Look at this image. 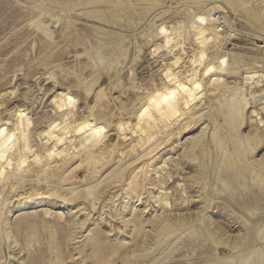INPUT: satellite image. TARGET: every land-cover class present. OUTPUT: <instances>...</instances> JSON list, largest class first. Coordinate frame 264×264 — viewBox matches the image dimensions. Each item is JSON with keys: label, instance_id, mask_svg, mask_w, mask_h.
<instances>
[{"label": "rangeland", "instance_id": "1", "mask_svg": "<svg viewBox=\"0 0 264 264\" xmlns=\"http://www.w3.org/2000/svg\"><path fill=\"white\" fill-rule=\"evenodd\" d=\"M223 1L0 0V114L8 119L18 105L26 108L33 144L58 120L52 98L61 92L74 97L76 117L102 106L108 123L130 113L128 123L144 122L143 96L162 82L176 52L178 27L211 5L220 6L229 22L222 25L223 32L235 34L215 51L195 48L185 31L188 55L201 61L196 78L209 87L211 100L230 96L235 89L248 99L237 132L224 122L223 98L212 103L206 98L180 138L161 143L163 134L158 132L161 136L143 152L108 128L106 147L115 145L114 152L96 170L76 161L61 182L38 175L47 180L41 181L44 190L62 186L53 187L58 195L1 199L0 264L264 261V126L258 125V119L264 123V81L253 90L243 78L247 68L264 74V0ZM37 19L51 30L56 27L51 38L32 24ZM230 54L239 58L237 73L228 69ZM216 126L221 129L212 139ZM250 137L253 141L246 143ZM194 138H201L199 145L193 153L185 152L187 141ZM219 139L238 163L231 165L216 148ZM249 148L251 153L244 156ZM255 161L263 167L257 175L252 172ZM162 165L163 171L157 168ZM160 190L169 199L168 211L154 202ZM120 213L128 224L121 223ZM163 215L168 220L159 230Z\"/></svg>", "mask_w": 264, "mask_h": 264}, {"label": "bare ground", "instance_id": "2", "mask_svg": "<svg viewBox=\"0 0 264 264\" xmlns=\"http://www.w3.org/2000/svg\"><path fill=\"white\" fill-rule=\"evenodd\" d=\"M223 2L226 1L224 0ZM224 16L225 15L220 14V6L211 5L207 7L206 10L195 11L191 17H188L187 26H185V23L180 26L178 25L179 32L177 36L179 41L176 46V52L174 51L175 54L171 56L170 62L167 63L163 70L162 82L156 90L143 96L145 102L143 110V114L145 115L144 122L136 120L137 122L134 124L128 123L130 115L132 114L128 112L130 113L128 117H121L117 122L111 121L108 123L105 120L107 116L105 111L101 110L103 108L102 106L99 110H90L85 116L76 117V102L74 97L61 92L52 98L54 114L58 116L56 118L58 120L54 121L53 125L50 127L48 126L49 128L47 131L44 133L40 132L42 134L39 133L38 138H36L38 139V144H33L35 132L32 131V119L26 108H22L18 105L16 107L17 110L13 112L14 114L12 113L13 115L9 114L11 116L8 119H3L0 114V200L7 197L8 200L17 198L21 201L31 196L58 195L59 190L54 191V188L61 190L63 187L61 186L58 188L57 186L59 184H57V186H53L54 188L47 186L48 189L44 190V188L41 187V181L44 180V183L47 182V180L46 178L40 179L38 175L42 174L45 177H57L60 180L58 182H61L66 168L76 161L80 162V167L87 165V170L92 168L96 170L98 164L103 161L104 156H111L114 152L113 149L115 145L106 147L108 128L114 129L118 138L124 141L131 140L133 146L137 149H142L141 151L143 152L157 141V137L161 136H156L158 132L163 134L161 143H167L175 138H180L185 129V123L194 117L195 110H199L200 107L205 104L206 98L209 103L217 101L219 97L223 98L227 105L225 106L226 110L224 109L225 111H221L223 113L224 122L230 125L233 124L231 125L233 131L237 132L240 127L239 124L242 123L243 110L248 104V99L245 97L244 92H242L241 89H235L231 92L230 96L222 94L221 96H216L214 100H211L209 96H207L208 93H210L209 87H206L203 81L196 78L197 74L195 70L201 65V61L194 60L192 56L188 55L185 49L186 43L184 36L186 34L190 36L189 38L193 42L195 48H201L202 50L218 49L221 45H224L225 42H229V40L234 38L235 33L231 31L223 32L222 25L227 23ZM41 20L37 19L32 24L38 31H43L47 38H51L54 34L52 31H55L54 29L56 27L51 30L48 27L49 24H44L43 19ZM178 23L175 24L177 25ZM185 31H187L186 34ZM150 33L151 30H149L147 38L146 35L144 36L146 39L145 42L148 41ZM141 44H144V42H141ZM237 60H239V58L230 54V60L228 62L229 71L233 73L238 72ZM259 72V70L253 71L251 68H247L244 72L243 78L245 84H253V90L263 87L261 82L264 81V74ZM213 81L215 80L213 79ZM95 83L96 82H94V84ZM213 83L215 84V82ZM83 88V95H87L88 92L86 88ZM259 90L260 89L257 91ZM225 92H227V90ZM260 92L264 94L263 88ZM250 96L252 98L255 97L252 90H250ZM212 120L215 121V119ZM258 120V125L264 126L263 121L260 119ZM206 129L207 126H205L202 131ZM220 129L221 127L219 126L214 128L212 139H215ZM200 139H189L185 152L188 151L193 153L199 145ZM237 140V144H239L241 148L242 142L240 139ZM250 141H253L252 137L246 139V143H250ZM101 145L104 146L103 151L101 150ZM223 146V141L221 139L216 141V148H221L222 154L230 158L231 165H234V162L238 163L233 153H230L227 147L225 146L224 148ZM251 151V148H249V150L244 153V156L251 153ZM119 158L122 160L123 153L119 155ZM245 162L248 164L246 160ZM256 163V161L252 163L253 166H255L252 170L254 175L260 173L263 168ZM231 167L233 168L234 166ZM157 168L163 171L166 167L162 165ZM35 172L37 173L35 174ZM155 173L157 174L158 171ZM27 178L30 179L26 180ZM123 178L124 176L116 180V182L121 183ZM83 179L81 181H83ZM27 182H33L34 185L30 186L29 184L30 187L26 188ZM223 184L226 186L224 182ZM85 195H88V193H85ZM166 195L165 192L160 190L156 196H153L154 202L158 203L163 210H167V208L170 207L169 199ZM139 200L140 198L137 201ZM123 214L124 213H120L118 216ZM120 220L121 223L125 225L128 224V220L124 215ZM167 220V215H163L162 218H160L158 224H162V226L158 228L159 230L165 226ZM258 264H264V261L258 260Z\"/></svg>", "mask_w": 264, "mask_h": 264}]
</instances>
